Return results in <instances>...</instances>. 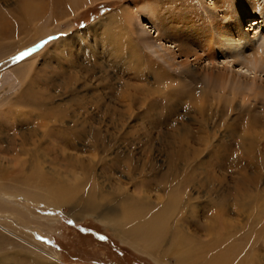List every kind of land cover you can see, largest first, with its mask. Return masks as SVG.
Here are the masks:
<instances>
[{
    "label": "rangeland",
    "instance_id": "374dc122",
    "mask_svg": "<svg viewBox=\"0 0 264 264\" xmlns=\"http://www.w3.org/2000/svg\"><path fill=\"white\" fill-rule=\"evenodd\" d=\"M18 1L0 0V9H15ZM233 1L227 0L221 5L213 0H82L71 14L62 18L57 32L51 35L41 39L33 36L38 25L5 35V46L0 55L15 49L0 57V73L10 70L16 80L9 85L3 83L0 86V185L12 184L13 179L18 181L34 173L33 168L27 167L23 171L19 166L22 160L25 166L28 156L17 150L25 137L37 139L42 135V130L46 129L35 124L37 120L26 112L30 108L24 100L28 87H31V94L34 95L31 97L33 101L42 95L46 98L50 96L52 102L49 106L57 105L61 111L70 106L68 103L75 96L84 98L90 106V124L99 128L106 138L105 143L97 141L93 144L87 136L86 139L79 138L67 146L63 139H56L49 133L41 140L43 148H64L78 158L96 162L97 174L106 173L120 183L130 182V176L123 167L124 161L116 158L113 152L125 144L113 139L116 128L111 123V118L99 121L101 112L91 107V103L98 100L102 108L107 106L124 111L126 101L120 100V93L128 91L136 95V99L131 102L134 115L130 120V130L150 133L156 148L167 140L166 130L170 131L174 139L187 143L191 170L202 174L200 177L203 179L208 178L209 182L215 183L214 187L219 195L215 198L217 202H225L220 197L225 192H236L235 198L229 199L224 206L227 207V216L234 222V227L239 228L238 234L245 233L248 219L255 217V220L260 215V223L253 230V233L257 232L264 222V77L257 75L252 79L249 75L236 74L233 71L236 67L224 41L230 38L226 35L225 26L232 30L236 27L242 32L248 20L258 19L260 24L253 26L252 31L244 30L249 40L243 43L241 50L245 58L249 59L263 47L264 11L245 9L244 6H239L237 10L229 6V11H222L226 6L232 5ZM256 1L263 3L264 0ZM134 4L140 8L157 4V10L161 11L159 19H164L163 26L160 24L158 28L168 26L165 31L160 28L165 32L164 41L175 48H183L187 58L179 57L172 63L175 66H170L159 56L165 53L161 47L156 52V45L150 43L153 46H147V41L143 38L146 35L151 42L154 40L157 22L150 23L148 12L141 9L142 14ZM124 7L134 13L129 20L131 25L127 22L126 13L119 11ZM208 11L215 15L207 16ZM118 12V21L110 25L111 14ZM109 25L112 28L110 33L107 31ZM218 27L221 32H215L214 29ZM203 28L207 30L206 37L201 33ZM238 35L234 34L230 41L238 40ZM126 39H132V42H125ZM208 39L213 40V64L207 63L205 53L196 45L199 41ZM29 49L35 50L22 59H14ZM135 73L140 76L135 78ZM72 76H77L78 82L65 84L64 82H68L67 78ZM158 86L167 89H161L158 94L150 93V89ZM203 88L207 89L204 97L194 94ZM73 90L77 92L74 96ZM71 107L67 111L69 116H63L64 132L73 125L70 115L75 108L73 110ZM74 113L79 117L84 115L79 111ZM51 123L48 122L49 125ZM35 125L38 126L39 135L30 134ZM106 129L107 133L104 132ZM252 140L255 142L252 143ZM34 141L37 140L31 142ZM246 147H249V153L244 152ZM202 148L203 153L193 160L196 153H201ZM73 155L67 159L64 155L56 158L54 154H46L42 168L45 177L50 179L58 171L72 182L68 173L72 170L71 163L76 161ZM148 159H151L152 164L159 165L160 172L166 169L167 158L161 153L154 151ZM53 171L55 172L52 173ZM137 176L135 173L132 178L136 180ZM17 183L21 187L24 185ZM194 188L195 185L191 184L188 189L197 194V189ZM204 191L202 188L199 193L202 198L198 206L202 208L208 204ZM157 192L152 190L150 194L155 196ZM0 193L4 195H0V258L5 255L12 257L14 253L25 249L31 255L36 253L50 262L52 257L48 253H55L57 261L53 260L54 264H175V258L170 255L164 258L149 255L136 250L120 238L113 237L107 228L108 224L92 215L86 214L81 219L74 220L68 214L69 205L66 203L52 206L43 201L37 202L30 196L26 197L23 191H9V186L8 189H0ZM242 201L246 209L238 208L235 204ZM3 203L10 206L7 205V208ZM207 220L208 211H203L201 221ZM205 232L203 227L193 231L194 234ZM101 236L106 239L101 240ZM258 244L264 258V243ZM42 250L47 254L42 253ZM19 259L29 262L23 255ZM9 264H13L11 259Z\"/></svg>",
    "mask_w": 264,
    "mask_h": 264
},
{
    "label": "bare ground",
    "instance_id": "6f19581e",
    "mask_svg": "<svg viewBox=\"0 0 264 264\" xmlns=\"http://www.w3.org/2000/svg\"><path fill=\"white\" fill-rule=\"evenodd\" d=\"M81 1L82 0H19L15 9L9 8L8 11L0 9V52L5 46V44H3V37L8 33H13L22 29L29 30L34 25L38 26L34 29L33 36L38 39L57 32L58 26L63 20L62 18L71 14V11L76 9ZM213 1L216 4L220 3L224 5V2L227 0ZM231 1L232 0H230V2ZM237 3L239 4L237 5ZM232 5L226 6L222 11H229V6L236 8L235 10H237L239 6H244L243 8L245 9L252 8L264 11V1L263 3H257L256 0H234ZM156 6L157 4H151L147 7L142 6L140 8L139 5L134 4V7H136V9L138 8L141 13L143 12L141 9H145L146 12H148L147 15L150 23L156 24L157 22V27L155 29L157 31L154 35V40L151 42L146 35L142 38L147 41L146 44L148 47L156 45V52L160 51L158 48L161 47L165 53L160 54V58L164 63L175 66L172 65V63H174L173 61L179 57L187 58V56H185L187 54L183 53V48H175V46H171L166 43L167 41H164L165 32L163 31H165L168 26H164V28L160 26L163 31L158 28V25L163 24L162 20L164 19H159V13H161V11L157 10ZM119 11L120 13H126V18H128L127 22L131 25L129 20L134 16L133 11L126 7ZM120 13L111 14L110 25L118 21ZM208 14L215 15L211 11H208L206 15L208 16ZM259 24L260 22L258 19H250L242 32L236 27L232 30V28L230 29L225 26L226 35L230 38H226L224 42L225 47L227 46L226 50L232 58L231 61L234 63V67H236L233 71L236 74L249 75L252 79L257 75L264 77V42L262 45L263 47L256 53L252 52V54H254L251 55L249 59L245 58L241 49L244 45L243 43L249 40L246 38L247 33H245L244 30L246 32L252 31L254 29L253 26ZM110 25L109 29H107L109 33L112 31ZM155 30H153L152 33H154ZM214 30L218 32L220 28L218 27V29L216 28ZM206 31L207 30L204 28L201 30V33L205 35L204 37L207 35ZM221 31L222 30H220V32ZM234 34H239L237 36L238 40L233 41L232 39V41H230ZM211 41L213 40L208 39L199 41L196 45L205 53L208 61L207 63L213 64L215 60V51ZM125 42H132V39H126ZM150 43H153V45H149ZM184 49H186V47ZM13 50L3 53L0 57L8 55L13 52ZM209 74H211V72ZM139 76L140 74H134L135 78ZM14 77L15 76L10 70L1 72L0 86L3 83H8L9 85L16 80ZM67 79L68 82H64L67 85L76 84V82H78L77 76L68 77ZM161 89L166 91L167 87H153V89H150V93L158 94ZM206 90V88L200 89L199 91L195 90L196 93L194 92V94H199L201 96L204 94L205 96ZM262 90L264 92V89ZM26 93L27 95L24 99L25 104L28 103L27 105L30 107L26 112L29 116L37 120L35 124L44 126L46 129L42 130V135H39L38 126L35 125L32 130L30 129V134L39 135V138L33 139L30 136L25 137V139L22 140V146L17 149L18 153H23L28 156V160L25 159V166L23 160L20 162L19 166L23 168V171L27 167L33 168L34 173H31L30 176L26 175L18 179V181H14L13 179L12 184L0 185L1 190L8 189L9 186V191L11 189L15 191L19 190V192L23 191L26 197L30 196L34 201H43L52 206L66 203L69 205L68 214L74 220H79L86 214L92 215L98 220L103 221L104 224H108L107 228L113 237H118L124 242L132 245L136 250L149 255H159L163 258L166 255H170L175 258V264H264V258L261 256L262 253H260L261 248L257 246L259 245L258 242L264 243V222L257 232L253 233L254 226L260 223V215H258L259 217L257 216L255 220V217L250 218V220L247 218L248 228H246L245 233L240 234V236L238 234L239 228L237 226L234 227V222L227 216L229 215L227 207L224 206V204H228L229 199L235 198L236 192H225L223 196H220L223 197L225 202L218 203L216 199L219 195L216 193L214 187L215 183L209 182L208 178L203 179V177H200L202 174H198L194 170H191V163L189 164L190 152L187 148V143H184L181 139H174L170 131L166 130L165 133L168 136V138H166L167 140L163 141L164 143L161 142L160 146L156 148L152 143L153 141L150 133L130 130L132 127L130 120H132V116L134 115L131 102L136 99L134 93H129L128 91H122L120 93V100L126 101L124 111L112 109L107 106L102 108L98 100L93 103L90 102L91 107L101 112L98 118V120L100 119L99 121L103 122L106 118H111V123H113L116 128V133L113 134L115 137L112 138L117 141H123L125 144V146L117 147L113 152H115L116 158L124 161L123 167L130 176V182L127 183L116 182L115 179L111 178L106 173L97 174V163L92 160L78 158L77 155L68 153L64 148L63 150H57L51 148V146H46V148L41 146V140L45 138V134L48 135L49 133H52L56 139H63V142L67 146H69L72 141L79 138L86 139L87 136L90 137V141H92L91 143L93 144L97 141L106 142L105 135H103L101 130L90 124V118L92 117L89 112L90 106L86 104L84 98L75 96L71 102H66L72 106L71 108H75L74 112H83L84 115L82 114L83 116L81 115L82 117H79L77 113L75 114L72 111L70 116L73 118V125L64 132L62 129L64 126L63 116H65V114L69 116L67 111L70 109V106L66 105L67 109L65 108V110L61 111L57 105L53 106L51 104L52 106H49L52 102L50 96L46 98L42 95L33 101L31 97L34 95L31 94V87H28ZM162 93H164V91H162ZM72 94L74 96L77 92L73 90ZM49 121L52 122L50 125L48 124ZM58 121H60L61 124H56ZM104 132L107 133L108 130L106 129ZM33 140L37 141L31 142ZM251 142L254 143L255 141L252 140ZM248 148L246 147L244 152L249 153ZM45 151L46 154H54L56 158L63 157L62 155L67 159L72 155L75 156L76 161L75 163H71L72 170L68 173V176L72 178V182L58 171H56V173L53 171L52 173L54 174L52 175L54 176L50 179L45 177L42 170L46 158ZM154 151L161 153L167 158L166 169L163 172H160L159 165L152 164L151 159H148ZM203 151L204 148H202L201 153H196L193 160L202 154ZM148 171L150 173H147ZM135 173L138 174L136 180L132 178V175ZM17 182L23 183V187L19 186ZM67 184H69V186H66ZM191 184H193V186L195 185L194 189H197V194L191 193V190L188 189ZM202 188L207 194L208 203L203 208L202 206H198L202 198L199 194ZM152 190L158 191L155 196L150 194ZM0 195L4 196L2 193H0ZM20 197L26 201L23 196ZM235 204L238 208H247L243 204V201L240 204ZM4 205L7 206L9 204ZM9 206H7V208ZM12 208H14V206ZM203 211H208V220L206 222L201 221ZM262 211H264V204ZM9 212H11V210ZM13 215L14 214H12V216ZM15 218L17 219V217ZM19 220L22 219L19 218ZM22 223H24L23 220ZM201 227L205 229V233H193L195 228L198 229ZM43 252L47 254V252L42 250V253ZM20 255L27 258L29 262L25 263L21 261L19 259ZM48 255L52 257V261L57 259V255L53 252L51 254L48 253ZM11 256L12 257L5 255L0 258V262L9 264V259H11L13 264H54V261L50 262L43 259L42 256H38L36 253L31 255V253L25 249Z\"/></svg>",
    "mask_w": 264,
    "mask_h": 264
},
{
    "label": "snow or ice",
    "instance_id": "6c2138e0",
    "mask_svg": "<svg viewBox=\"0 0 264 264\" xmlns=\"http://www.w3.org/2000/svg\"><path fill=\"white\" fill-rule=\"evenodd\" d=\"M34 50H35V49H29L27 52H23V53H21L20 56L15 57L14 59H15V60L22 59L24 56L29 55V54H30L32 51H34ZM69 223H72V221H69ZM100 239L103 240V239H106V237L101 236Z\"/></svg>",
    "mask_w": 264,
    "mask_h": 264
}]
</instances>
